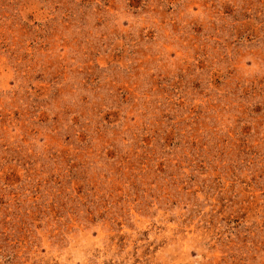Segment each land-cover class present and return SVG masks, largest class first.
<instances>
[{
	"label": "rangeland",
	"instance_id": "374dc122",
	"mask_svg": "<svg viewBox=\"0 0 264 264\" xmlns=\"http://www.w3.org/2000/svg\"><path fill=\"white\" fill-rule=\"evenodd\" d=\"M0 264H264V0H0Z\"/></svg>",
	"mask_w": 264,
	"mask_h": 264
}]
</instances>
